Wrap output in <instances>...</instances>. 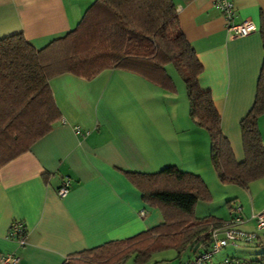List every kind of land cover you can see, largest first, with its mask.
<instances>
[{
  "label": "crops",
  "instance_id": "obj_1",
  "mask_svg": "<svg viewBox=\"0 0 264 264\" xmlns=\"http://www.w3.org/2000/svg\"><path fill=\"white\" fill-rule=\"evenodd\" d=\"M92 1L0 0V37L21 32L39 49L72 29ZM172 2L179 28L202 65L198 85L209 91L221 133L240 160L239 120L252 104L263 57L258 27L264 0H233V22L248 19L255 25L244 36L226 30L210 0ZM48 84L59 119L0 166V256L12 253L17 264H62L73 252L157 224L159 209L141 200L127 173L155 172L171 164L194 172L177 157L200 138H207L209 155L207 133L189 116L182 123L184 135L170 137L172 123L149 113L147 101L154 99L156 85L133 72L111 68L91 79L63 73ZM64 179L68 191L58 197ZM246 220L253 222L250 216ZM14 223L24 230L22 244L12 236Z\"/></svg>",
  "mask_w": 264,
  "mask_h": 264
},
{
  "label": "trees",
  "instance_id": "obj_2",
  "mask_svg": "<svg viewBox=\"0 0 264 264\" xmlns=\"http://www.w3.org/2000/svg\"><path fill=\"white\" fill-rule=\"evenodd\" d=\"M258 31L263 57L252 104L239 120L240 160L221 133L220 114L209 91L198 85L202 65L179 28L172 0H93L72 29L39 49L21 32L0 37V166L59 119L48 84L52 77L70 73L91 79L102 70L120 68L173 90L169 64L184 83L190 120L208 135L209 158L218 180L247 188L264 177V146L257 125L258 117H264V17ZM127 174L141 200L159 209L161 221L127 238L73 252L62 264H120L128 256L133 264H144L151 253L167 248L189 249L194 255L209 248L210 230L233 216L230 212L229 219L194 217L195 203L210 199L194 172L171 164L155 172ZM251 243L261 246L254 260L227 257L217 264H264V236L260 239L255 233Z\"/></svg>",
  "mask_w": 264,
  "mask_h": 264
},
{
  "label": "rangeland",
  "instance_id": "obj_3",
  "mask_svg": "<svg viewBox=\"0 0 264 264\" xmlns=\"http://www.w3.org/2000/svg\"><path fill=\"white\" fill-rule=\"evenodd\" d=\"M166 69L172 78L174 89L168 90L156 85L155 89L157 91L154 99L149 97L147 101L149 113L154 115V119L156 117L158 120L171 122L175 128V134L170 135V137H180L185 132L182 129V123L189 120L185 86L171 65L168 64ZM260 119H263L262 121L264 122L263 116ZM206 139L203 140L200 138L189 149L185 148L181 143V146L184 147L183 149L188 150L180 152V155H176H179L177 160L181 164L188 166L190 170L192 169L194 173L201 177L210 193L209 201L199 200L195 203L193 207L194 217L213 215L219 218L229 219L230 206L237 204L241 206L240 213L243 218V222L237 225V228L243 231L255 232L260 238H263L264 227L256 230L253 223L254 220L252 222L246 219L251 213H258L264 210V177L249 182L247 188L233 183L220 182L210 164V158L208 159V142ZM260 249L261 246L254 243L227 245L213 254L211 262L217 264L227 257H231L240 262L243 260H254L258 256ZM189 256H192V252L189 249L178 252L173 248H167L151 253L149 259L144 264H153L155 261L160 260H164L163 262H167L168 264H178ZM120 264H133L132 258L128 256Z\"/></svg>",
  "mask_w": 264,
  "mask_h": 264
},
{
  "label": "built area",
  "instance_id": "obj_4",
  "mask_svg": "<svg viewBox=\"0 0 264 264\" xmlns=\"http://www.w3.org/2000/svg\"><path fill=\"white\" fill-rule=\"evenodd\" d=\"M215 5L224 19L225 28L235 36H244L255 30V25L248 19H244L239 23L233 22L234 7L233 0H210ZM75 133H79V129L74 128ZM86 134V133H85ZM68 180L64 179L60 186L56 189L58 197H64L68 191ZM240 206L233 204L230 206V212L233 216L223 222L220 228L210 230V246L205 251H200L191 257H188L178 264H211V258L214 253L223 248L227 244L234 243H251L255 240V232L243 231L237 228V225L243 222L240 214ZM145 210H140L139 215H144ZM250 218L254 220L256 230L264 227V210L258 213H251ZM12 236L17 238L19 244L23 243L24 230L17 223L12 225ZM224 261L221 264H227ZM18 257L12 253H6L0 256V264H17Z\"/></svg>",
  "mask_w": 264,
  "mask_h": 264
},
{
  "label": "water",
  "instance_id": "obj_5",
  "mask_svg": "<svg viewBox=\"0 0 264 264\" xmlns=\"http://www.w3.org/2000/svg\"><path fill=\"white\" fill-rule=\"evenodd\" d=\"M154 264H168L167 262H157V263H154Z\"/></svg>",
  "mask_w": 264,
  "mask_h": 264
}]
</instances>
